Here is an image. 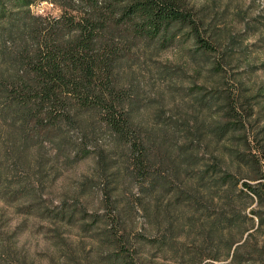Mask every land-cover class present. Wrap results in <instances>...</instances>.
Wrapping results in <instances>:
<instances>
[{
    "label": "rangeland",
    "instance_id": "374dc122",
    "mask_svg": "<svg viewBox=\"0 0 264 264\" xmlns=\"http://www.w3.org/2000/svg\"><path fill=\"white\" fill-rule=\"evenodd\" d=\"M187 2L208 51L187 31L166 41L144 36L120 41L116 81L127 107L129 139L149 149L147 166L134 167L139 151L108 127L104 107H76L55 127L62 141L30 142L32 174L24 160L3 157L10 191L0 187V264H203L197 252L219 239L204 231L205 216L213 215L216 204L193 176L212 161H226L238 187L248 192L243 182L255 185L264 203V179L250 178L256 174L254 160L264 154V0ZM31 9L48 19L62 13L52 0H33ZM3 123L12 130L9 137H16V122ZM215 128L237 129L234 137L219 138L213 137ZM6 139L1 135L0 144ZM61 142L77 151L71 161L54 154ZM177 146L196 154L193 163ZM224 146L239 147L244 161L233 160ZM27 176L32 189L23 194ZM149 180L154 189L143 191ZM177 183L206 201L181 203ZM236 199L240 206L247 202L245 194ZM258 200L248 204L249 215L252 207L264 212ZM64 207L73 216L54 218Z\"/></svg>",
    "mask_w": 264,
    "mask_h": 264
},
{
    "label": "trees",
    "instance_id": "16d2710c",
    "mask_svg": "<svg viewBox=\"0 0 264 264\" xmlns=\"http://www.w3.org/2000/svg\"><path fill=\"white\" fill-rule=\"evenodd\" d=\"M52 1L61 7L62 13L48 19L33 13V0H0V137L4 134L6 141L9 140L6 145L0 144L1 192L10 191V185L3 179V175L7 179V169L2 167L3 157L24 160L27 173L32 174V163L27 158L30 142L37 137L51 142L62 141L55 127L62 119L71 117L76 107H104L106 124L121 138L130 141L131 148L139 151L134 167L144 170L150 161L149 149L141 141L129 139V120L124 116L127 107L116 81L119 72L116 66L123 54L121 39L144 36L166 41L187 31L202 48L210 49L203 38L202 25L194 18V8L187 0ZM8 119L16 122V137H9L12 130L3 123ZM236 129L215 128L213 137L230 135L232 138ZM245 138L248 140V136ZM224 148V153L233 160L244 161L245 154L239 147ZM176 150L188 154L193 163L196 154L191 149L177 146ZM76 153L61 142L54 154L71 161ZM263 161L264 154L254 160L256 174L251 175V179H264L262 168L258 170L260 165L264 166ZM226 163L212 161L207 167L200 165L203 168H196L197 176H193L199 191L208 190L207 199L216 204L213 215L205 216L204 231L208 230L210 235L215 233L219 238L213 246H202L204 249L197 253L203 264H264V212L259 207L250 209L252 215L246 212L248 204L255 203V197L259 199L256 206L264 205L262 195L248 182H243L248 192L239 188L236 174ZM43 165L46 166L41 162L42 171ZM30 178L27 176L25 181ZM29 182L22 185L21 193H30ZM154 185V180H149L143 191L147 187L154 189ZM175 194L181 203L193 205L206 201L199 194L188 193L180 183H177ZM242 194L247 204L240 206L241 199L235 198H241ZM30 202L36 209L37 202ZM143 208L150 215L147 202L143 203ZM60 211L65 214L60 216ZM69 211L64 207L52 214L63 220L67 213L73 216L74 210ZM116 248L127 262L126 251H122L125 247L119 244ZM245 249L248 254L244 253ZM98 264L114 263L102 261Z\"/></svg>",
    "mask_w": 264,
    "mask_h": 264
}]
</instances>
